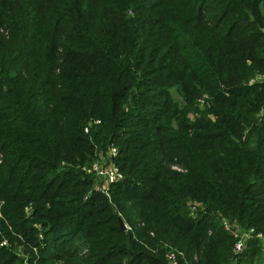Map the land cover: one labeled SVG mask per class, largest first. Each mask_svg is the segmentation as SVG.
Here are the masks:
<instances>
[{"label":"trees","instance_id":"obj_1","mask_svg":"<svg viewBox=\"0 0 264 264\" xmlns=\"http://www.w3.org/2000/svg\"><path fill=\"white\" fill-rule=\"evenodd\" d=\"M190 1L160 0L157 22L149 0H0V264H168L171 248L190 264H231L235 238L222 215L264 233V80L251 83L264 73V0ZM205 5L220 14L216 31L238 11L255 40L250 63L213 62L224 36L212 33L211 60L203 53L190 28ZM180 76L182 110L169 90L156 94L171 117L180 113L175 127L143 106L157 105L148 85ZM205 92L209 110L197 107ZM167 136L185 171L170 167ZM111 145L125 178L108 197L84 168ZM189 200L206 210L194 216ZM120 217L134 227L122 229ZM18 245L33 247L28 261ZM251 245L260 248L250 241L240 264H253Z\"/></svg>","mask_w":264,"mask_h":264},{"label":"rangeland","instance_id":"obj_2","mask_svg":"<svg viewBox=\"0 0 264 264\" xmlns=\"http://www.w3.org/2000/svg\"><path fill=\"white\" fill-rule=\"evenodd\" d=\"M178 1L186 5L187 7L192 6V2L190 0H178ZM159 2L160 0H149L150 8L148 9V13L146 14L149 19L151 20L155 19L157 22L160 20ZM202 13H203V17L201 21L199 22L197 26L190 28V34L192 38L200 45L203 53L206 54V56L211 60V43L213 40V39L211 40V33H212L213 38L214 37L216 38L218 36H224L223 38L224 42L221 47V51L223 55L221 56L215 55L213 58V62L221 65L222 61H224L229 56H235V58L239 56H246L248 58V62L250 63L251 60L249 59L250 58L249 56L251 55V50L255 43V40L254 39L246 40V38H244L243 31H240L242 20H240V15L238 11H234L230 15H228V18L222 22V25L219 31H216V28H217L218 22L220 21V14L217 11H215L213 7H211L210 5H205V7H203L202 9ZM204 29L210 30L209 35H208L209 37H206V36L204 37L202 33V30ZM263 31H264V26H263ZM236 32H240V33H236ZM163 36L166 37V34L163 33ZM169 44H172L170 40H169ZM173 56H175V59L178 60L179 62L184 61L183 59H179V57H177L175 53H173ZM256 78L257 80L259 79L260 81H263L264 73L258 72ZM183 81H184V76H180L178 81L175 82L173 85H170L171 81L169 83L166 82L165 85L159 86V87L155 85H148V87L145 89L147 90L146 94L147 96L153 95L155 102H157L155 104L157 105L146 104L143 106V108L151 112H158L161 115H166L167 120L171 121V125L175 127H179V121L177 120V118L179 119L180 113L176 115L174 113L172 114V116L174 115L176 117H171L167 111L170 104H168L165 101L166 95H159V97H157L156 94L158 90H169L168 93L171 95L175 103L179 105L178 106L179 109L182 110L183 105H185V94H189L188 86L186 84H183ZM137 90L138 89H136V87H133L128 103H130V101L132 102L136 101L134 99L133 94L137 92ZM197 98H198L197 107L199 109L201 110L211 109V100L213 99V96L210 93L205 92L202 95L198 96ZM40 102L42 106L44 107L42 100H40ZM157 109L159 111H157ZM209 115L210 117L215 118V116L212 113H210ZM188 116L191 121H195L197 118H199L200 115L193 111V112H190ZM167 140L168 141L165 145L166 153L168 154L169 157L171 156L172 158H174L173 162L171 164L169 163L170 167L176 171H185L184 167L179 165V163L176 162L179 159L177 143L173 141L171 136H167ZM96 155L98 156L97 159L100 161L101 165L108 168L111 163V160L108 157V150L105 151L103 149H97ZM2 160H3V154L0 153V164L2 163ZM106 185H107L106 180L104 178L97 177L96 175H94L93 189L103 192L102 190L104 189ZM188 204L189 206L194 208L192 209L194 216L197 215L198 210H206V207L201 203H197L195 201L189 200ZM129 206H132V205L129 204ZM31 211H32V208L30 206L25 208L26 214H30ZM0 216H1V212H0ZM130 216L133 218V221L135 222V224H137L140 221L139 219L140 217L136 216V210H131V208H130ZM120 218L124 221L126 228L127 226H131L132 228L134 227L133 225H131V223L127 222L123 217H120ZM222 218H226V217L222 215ZM138 225L141 226L140 222L138 223ZM167 242L169 243V241ZM31 248L33 247H30V249ZM254 248H258V247L251 245L250 247L251 252L252 250H254ZM30 249L27 250L24 245H18V247L15 250L21 258H25V260L28 261L31 255L30 253H33L31 252ZM34 250H35L34 251L35 254H37L38 251L35 247H34ZM86 254H87V250L84 249L83 247L80 250L79 255L80 257H84L86 256ZM262 257H263V250L260 247L253 254V257H252L253 264H261ZM66 262L67 261L62 260V261H59L58 264H67Z\"/></svg>","mask_w":264,"mask_h":264},{"label":"built area","instance_id":"obj_3","mask_svg":"<svg viewBox=\"0 0 264 264\" xmlns=\"http://www.w3.org/2000/svg\"><path fill=\"white\" fill-rule=\"evenodd\" d=\"M259 80V79H258ZM257 78L253 79L251 83L258 81ZM88 131V128L86 129ZM119 155V149L115 145H111L108 149V157L111 160L109 167L101 165L100 161L94 160L91 165L85 166L84 170L87 174L96 175L97 177L104 178L106 180V186L102 190L108 197H110V186L118 183L125 178L119 165L115 162V159ZM192 209H194L192 207ZM222 225L226 232L232 234L235 238V243L232 248L233 258L231 264H240V256L248 249L249 243L252 240H257L260 247L263 250V257L261 264H264V233L256 230L255 228H244L237 221H233L227 218H222ZM131 226H127L126 230H131ZM153 234V233H152ZM3 244H7L4 240ZM168 264H190L187 255L183 250L171 248L166 253ZM195 259L197 257L195 256Z\"/></svg>","mask_w":264,"mask_h":264},{"label":"water","instance_id":"obj_4","mask_svg":"<svg viewBox=\"0 0 264 264\" xmlns=\"http://www.w3.org/2000/svg\"><path fill=\"white\" fill-rule=\"evenodd\" d=\"M119 221H120V226L122 227V229L126 230V226L124 224V221L121 218L119 219Z\"/></svg>","mask_w":264,"mask_h":264}]
</instances>
